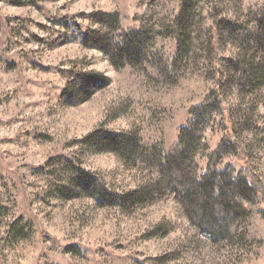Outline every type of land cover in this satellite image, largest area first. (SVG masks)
Instances as JSON below:
<instances>
[{
	"label": "rangeland",
	"instance_id": "obj_1",
	"mask_svg": "<svg viewBox=\"0 0 264 264\" xmlns=\"http://www.w3.org/2000/svg\"><path fill=\"white\" fill-rule=\"evenodd\" d=\"M121 33L125 65L105 50ZM122 133L148 156L100 146ZM178 137H197L190 174L221 144L224 181L248 162L264 182V0H0V264H264L260 198L213 238L163 188Z\"/></svg>",
	"mask_w": 264,
	"mask_h": 264
},
{
	"label": "trees",
	"instance_id": "obj_2",
	"mask_svg": "<svg viewBox=\"0 0 264 264\" xmlns=\"http://www.w3.org/2000/svg\"><path fill=\"white\" fill-rule=\"evenodd\" d=\"M190 13L189 7L181 4L180 14H178L174 26L175 30L181 34L184 42L187 40L184 35L187 33ZM180 34L177 35L178 39H180ZM117 36L114 39L115 43L108 47L110 50L104 48L111 55L110 58L114 64H116L114 60L118 57L120 64L125 65L131 59L130 48L133 47L134 39L131 40L124 33ZM178 43L181 44L179 46L180 53L185 55L183 51L184 43L180 40ZM99 47L102 48L100 45ZM219 98V94H216L212 99L208 97L202 104L193 109V113L198 118L201 114L211 110L215 104L213 100ZM179 131L181 134L190 133L184 127L180 128ZM196 138L178 137V140L170 147L167 153L158 158L157 163L160 168L162 186L166 191L174 194L175 198L183 204L188 218L195 226L213 238H222L234 230V225L238 218L245 217L250 213L255 197L260 198L264 205V182L254 173L248 162H245L237 171L232 181L227 179L224 181L220 173L210 168L215 160L226 152L221 144L213 151L205 173L197 177L191 169L190 174L186 162L190 148L191 158L194 154ZM99 144L101 147L107 148L121 156L129 153L134 155L135 159H145L148 156L144 152L145 150L143 151L145 147L128 133L103 135L99 138ZM231 146L236 151L238 150L244 154L243 147L238 141H234ZM242 158H244V155ZM90 183L91 190L97 193L98 199L101 201L114 199L116 200L115 202L126 204L132 197H139L136 192L112 195L93 182L90 181Z\"/></svg>",
	"mask_w": 264,
	"mask_h": 264
}]
</instances>
